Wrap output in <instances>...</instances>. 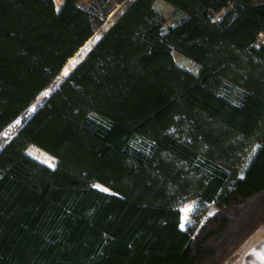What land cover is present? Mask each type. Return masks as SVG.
I'll return each mask as SVG.
<instances>
[{"label":"trees","instance_id":"16d2710c","mask_svg":"<svg viewBox=\"0 0 264 264\" xmlns=\"http://www.w3.org/2000/svg\"><path fill=\"white\" fill-rule=\"evenodd\" d=\"M122 1L0 0V133ZM162 1L185 16L130 1L0 148V264H223L264 224V0Z\"/></svg>","mask_w":264,"mask_h":264},{"label":"rangeland","instance_id":"374dc122","mask_svg":"<svg viewBox=\"0 0 264 264\" xmlns=\"http://www.w3.org/2000/svg\"><path fill=\"white\" fill-rule=\"evenodd\" d=\"M130 1H132V0H123L122 2L115 3L112 6V9H111L110 13L106 17L105 23L101 27H99V28L96 29L94 35L91 37V42L94 41V39H92V38L95 35H99V37H100L102 30L107 29L111 25V23L115 20V18L117 16H119L121 13H123V11L128 6V4L130 3ZM54 2H55L56 9H59V6L63 2V0H54ZM94 2H95V0H80L79 5L81 7L88 8L91 5H93ZM153 7L165 19V22H164V25H163V30L164 31H166L169 26H173L176 22H178L180 19H182L185 16L181 11L176 10L172 5L166 3V2H164L162 0H154ZM108 24H110V25L106 28V26ZM82 55H83L82 51H78V53L75 54V55H73V56H75V60H77L78 58H81ZM173 57H174L176 63L180 67L189 70L193 74H196L197 73V71H198V65H196L194 62H192V61L184 58L183 56H181L177 52H173ZM62 76H63V74L60 71L59 75H57L52 80V82L46 87V89H44V90H42L40 92V94L29 105V107L27 108V110L24 111L23 113H21L14 121H12L9 125H7L1 131V133H0V148L15 133L17 127L21 123V119L23 118V116H25L26 113L31 112L35 108V106L41 102V100L45 97L44 93L51 92L52 88L55 85L58 84V82L60 81V79H61ZM221 93L229 101H231L233 103H236L237 102V99H238V97H239V95H240L241 92H240V90H238L233 85H231L229 83H226L222 87ZM17 121H19V123H17ZM130 145L133 148L140 149V150H142L144 152H147L149 150V147H150V142L149 141H146V140H139L136 137V138H134V139L131 140ZM256 148H257V146H255L251 150V152L247 155V157L241 163V165L239 167V175L240 176L242 175L243 170L247 166V164H248L249 160L251 159L253 153L255 152ZM26 152L30 156L34 157L38 161H40V162H42V163H44V164H46V165H48L50 167H53L54 164H55V161H56L55 158L51 157L49 154H47V153H45V152H43V151H41V150H39V149H37V148H35L33 146L27 147ZM95 185H99V184H95ZM101 188L107 189V188H105L103 186H100V189ZM107 191H109V190L107 189ZM195 206H196V200H194V199L188 200V201H186L185 203H183L181 205V207H180V211H181L180 227L182 229L185 228L187 225H192L194 223V215H193V212H194ZM215 211H216V206L214 204H212V203L211 204H208L207 205V210L203 214L202 221H204L207 217L211 216ZM237 251H238V249L233 253V255L230 258H228L226 261H224L223 264H225L229 259L234 258L236 256V254H237Z\"/></svg>","mask_w":264,"mask_h":264},{"label":"crops","instance_id":"0c3cea01","mask_svg":"<svg viewBox=\"0 0 264 264\" xmlns=\"http://www.w3.org/2000/svg\"><path fill=\"white\" fill-rule=\"evenodd\" d=\"M225 264H264V224L244 240L236 256Z\"/></svg>","mask_w":264,"mask_h":264},{"label":"bare ground","instance_id":"6f19581e","mask_svg":"<svg viewBox=\"0 0 264 264\" xmlns=\"http://www.w3.org/2000/svg\"><path fill=\"white\" fill-rule=\"evenodd\" d=\"M110 24H108L106 26V28L109 26ZM92 39H94L93 42H91V38L89 40H87L85 42V44L78 50V51H82L83 55L82 57L86 54V52L92 47V45L99 39V35H95ZM81 58H78L77 60H75V56H72L68 59V61L66 62V64L62 67L61 73L63 75H66L71 69L72 67L78 62L80 61ZM74 61V62H73ZM46 89V88H45Z\"/></svg>","mask_w":264,"mask_h":264},{"label":"built area","instance_id":"2783aa9c","mask_svg":"<svg viewBox=\"0 0 264 264\" xmlns=\"http://www.w3.org/2000/svg\"><path fill=\"white\" fill-rule=\"evenodd\" d=\"M224 14H225V10H221L218 13H213L212 15H210V18L212 21L219 20ZM263 39H264V33H261L259 38L256 41V44H258L259 42H262Z\"/></svg>","mask_w":264,"mask_h":264},{"label":"water","instance_id":"95a60500","mask_svg":"<svg viewBox=\"0 0 264 264\" xmlns=\"http://www.w3.org/2000/svg\"><path fill=\"white\" fill-rule=\"evenodd\" d=\"M121 14H122V13H121ZM112 24H113V22L111 23V25H112ZM111 25H110V26H111ZM110 26H109V27H110ZM109 27H108V28H109ZM108 28H107V29H108ZM107 29H105V31H106ZM101 36H102V35H100V37H101ZM100 37H99V38H100ZM98 40H99V39H98ZM98 40H97V41H98ZM97 41H96V42H97ZM96 42H95V43H96ZM90 49H91V48H90ZM90 49H89V50H90ZM89 50H88V51H89ZM88 51H87V52H88ZM77 53H78V51H77L75 54H77ZM75 54H74V55H75ZM86 54H87V53H86ZM86 54L82 57V59L86 56ZM82 59H81V60H82ZM81 60H80V61H81ZM80 61H78L76 64H78ZM76 64L72 67V69L76 66ZM72 69H71V70H72ZM71 70H70V71H71ZM70 71H69V72H70ZM69 72H68V73H69ZM68 73H67V74H68ZM67 74H66V75H67ZM66 75H63V77H65Z\"/></svg>","mask_w":264,"mask_h":264},{"label":"snow or ice","instance_id":"6c2138e0","mask_svg":"<svg viewBox=\"0 0 264 264\" xmlns=\"http://www.w3.org/2000/svg\"><path fill=\"white\" fill-rule=\"evenodd\" d=\"M44 95L47 96L48 93H44ZM17 123H19V121H17ZM94 187L100 188L99 185H95ZM100 190H102V191H107V189H103V188H101Z\"/></svg>","mask_w":264,"mask_h":264}]
</instances>
